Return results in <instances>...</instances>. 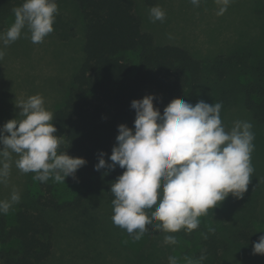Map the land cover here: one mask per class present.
<instances>
[{
	"label": "trees",
	"instance_id": "trees-1",
	"mask_svg": "<svg viewBox=\"0 0 264 264\" xmlns=\"http://www.w3.org/2000/svg\"><path fill=\"white\" fill-rule=\"evenodd\" d=\"M74 1L85 24L84 59L52 122L63 139L58 151L84 158L87 163L77 170L75 178L65 180L75 190L72 197H63L64 183L37 181L41 192L31 204L20 206L12 220L0 215V264H43L51 257L55 227L50 211L78 209L94 194L95 179L101 172L95 169L99 155L103 152L107 154L104 158L108 156L119 125L134 127L136 111L131 102L143 99L145 88L153 87L160 93L154 105L161 114L175 98L192 105L200 100L220 102L223 122L226 111L242 101L254 119L264 124V24L258 47L242 45L203 59L182 46L157 43L142 27L136 0ZM22 3L0 0V28L14 20L12 10ZM259 3L258 13L264 10L263 2ZM53 32L68 39L75 27L57 14ZM123 171L119 168L109 175V187ZM261 192L251 178L243 198L233 196L228 202L221 227L200 221L190 234L184 230L172 233L177 239L175 246L183 256H206L202 264H228L229 253L237 247L244 255H251L261 236L258 224L264 223L259 210ZM201 233H207L208 238ZM157 246L156 241L150 245L146 264L168 263V257H157Z\"/></svg>",
	"mask_w": 264,
	"mask_h": 264
},
{
	"label": "clouds",
	"instance_id": "clouds-1",
	"mask_svg": "<svg viewBox=\"0 0 264 264\" xmlns=\"http://www.w3.org/2000/svg\"><path fill=\"white\" fill-rule=\"evenodd\" d=\"M190 2L199 6L201 0ZM214 3L216 14L222 16L232 0ZM12 11L14 22L0 32V61L5 48L25 29L32 43H42L54 31L58 5L56 0H23ZM165 16L159 6L149 10L152 22L163 21ZM155 99L152 94L131 102L136 111L134 127L118 126L110 157L105 159L107 154L100 153L95 169L114 170L117 165L124 169L110 186L115 226L126 230L135 241L142 239L151 226L164 233L166 245H175L177 239L172 233L184 230L190 234L198 229L199 218L207 216L229 194L243 198L248 191L254 173L253 125L236 120L226 129L220 102L200 100L192 105L175 98L161 114ZM15 106L20 110L17 118L0 129V184L9 182L13 163L24 174L34 173L33 180L42 183L49 179L65 183L66 178H75L87 161L58 151L63 139L56 134L53 113L45 107L43 96L16 98ZM20 200L15 189L8 198L0 199V215L8 214ZM201 235L208 238L207 233ZM253 254L264 255V235L254 243ZM205 259L204 255L184 258L186 264H202ZM168 264H178L177 257L169 256Z\"/></svg>",
	"mask_w": 264,
	"mask_h": 264
},
{
	"label": "rangeland",
	"instance_id": "rangeland-1",
	"mask_svg": "<svg viewBox=\"0 0 264 264\" xmlns=\"http://www.w3.org/2000/svg\"><path fill=\"white\" fill-rule=\"evenodd\" d=\"M264 0H232L227 11L218 16L214 0H201L199 6L190 0H136V11L144 31L150 32L159 44H173L186 48L193 55L207 59L221 53L231 52L242 45L258 47L261 43L264 10L259 2ZM58 14L71 20L75 33L68 39L58 33L49 34L42 43L31 42L25 29L21 37L5 48V57L0 61V129L18 116L15 100L40 94L45 107L53 113L63 104L71 81L84 59L85 24L74 0H59ZM159 6L165 13L163 21L152 22L151 7ZM11 21L0 32L6 31ZM206 92V91H205ZM158 96L153 87H147L143 95ZM236 120L252 123L254 150L251 154L253 180L261 187L259 210L264 220V124L257 122L250 110L241 101L229 108L223 124L230 129ZM105 159L110 157L113 147ZM13 156V160L15 159ZM111 163V161H108ZM119 169V166L114 169ZM101 169L95 179L94 194L82 207L63 212L50 211L49 217L55 227V246L51 257L43 264H146L150 245L156 241L157 257L175 256L178 264H186L180 247L166 245L164 236L150 228L142 239L135 241L126 230L115 226L112 221L113 206L108 177L114 171ZM107 173V175H105ZM33 173L24 174L13 163L11 176L6 185L0 184V199H6L15 189L21 200L6 214L11 220L15 211L23 204H31L41 192ZM63 197H72L75 190L63 184ZM233 195L210 209L201 222L222 226L223 212ZM234 200V199H232ZM264 235V223L258 224ZM138 258V259H137ZM193 259V258H192ZM228 264H264V255L246 256L234 248L228 255ZM168 264V263H166Z\"/></svg>",
	"mask_w": 264,
	"mask_h": 264
}]
</instances>
